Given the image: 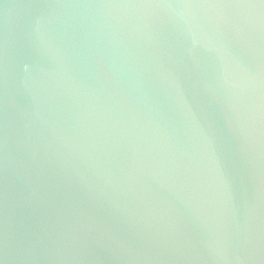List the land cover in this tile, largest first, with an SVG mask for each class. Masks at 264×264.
<instances>
[{
	"label": "water",
	"instance_id": "water-1",
	"mask_svg": "<svg viewBox=\"0 0 264 264\" xmlns=\"http://www.w3.org/2000/svg\"><path fill=\"white\" fill-rule=\"evenodd\" d=\"M0 264H264V0H0Z\"/></svg>",
	"mask_w": 264,
	"mask_h": 264
}]
</instances>
